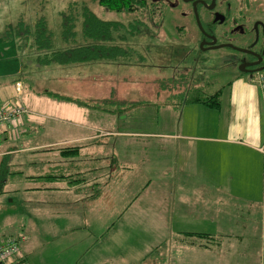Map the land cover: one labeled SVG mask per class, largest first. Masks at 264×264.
<instances>
[{
	"label": "crops",
	"instance_id": "0c3cea01",
	"mask_svg": "<svg viewBox=\"0 0 264 264\" xmlns=\"http://www.w3.org/2000/svg\"><path fill=\"white\" fill-rule=\"evenodd\" d=\"M21 97L30 109L23 143L0 150L18 155L2 185L20 194L4 210L5 237H23L6 264H264V91L255 79H232L217 108L183 103L181 132L129 137L94 123L58 134L60 122L36 116L45 114L41 97L66 102L27 86ZM8 98L0 89V104ZM194 111L193 122L183 119ZM6 133L0 127V142ZM134 137L147 141L141 154L118 147ZM65 148L79 151L66 157ZM148 148L159 166L137 181ZM208 216L212 229L190 227ZM255 220L259 235L249 232Z\"/></svg>",
	"mask_w": 264,
	"mask_h": 264
},
{
	"label": "rangeland",
	"instance_id": "374dc122",
	"mask_svg": "<svg viewBox=\"0 0 264 264\" xmlns=\"http://www.w3.org/2000/svg\"><path fill=\"white\" fill-rule=\"evenodd\" d=\"M85 5H89L103 20H114L125 24L133 21L135 30L141 29V24L136 23V19L140 18L136 13L108 12L102 5H98L97 0H0V84H3L0 89L4 90L9 97L0 105L18 101L24 104L27 109L15 126L21 124L22 128L25 127L23 123L30 114L29 107L21 97L23 89L27 86L36 92L53 90L62 96L78 98L89 104L86 107L87 113H85L89 118H83L82 114L77 116L73 112L71 113L72 110H79L76 108H82L81 106L53 102L41 97V105L42 108H45L43 109L45 114L36 116V119L42 123L60 122L57 127L58 134L75 133L78 129L73 127V123H94L96 126L117 130L119 134L127 137L150 131L161 132L168 128L181 132V108L178 110V107L172 106L175 104L172 100V96H175L173 94L184 90L188 83L197 85L205 94H213L220 89L227 90L228 83L238 77L234 72V62L224 52L220 50V52H197V50L191 49L193 46L196 48L194 45L196 27L192 21L181 18L177 7V9L169 11V17L165 19L162 27L148 29L147 34L142 31L141 34L133 36L130 31L125 32L122 29L114 33L115 43L122 48L138 46L137 50L143 51L148 47V56L146 55L148 60H145L144 64H135L138 59L136 61V53L133 52L131 57L120 56L115 62L102 60L86 65L83 63L79 65L69 63L65 66L52 64L39 68L37 64H34L37 62L33 60V53L41 57L49 51L46 48L34 49L32 47L34 44L31 37L36 32V22L40 19L45 20L46 27L51 31L56 46L73 48L81 43L92 45L90 38L85 40L82 33L83 17L81 15ZM64 22L72 25L67 38L65 37L66 33L63 35ZM181 24L186 26L187 33L179 32L177 26ZM143 27L146 28L145 25ZM16 31L17 35H15ZM12 34H14V39L11 44ZM27 37L29 38L26 40ZM88 52L91 51L88 50ZM152 56H159V58L152 59ZM163 56H166L169 61L167 66L163 61ZM172 75L181 77V81L174 83L169 80V78L174 79ZM23 80H27V82H23ZM17 83L20 85V90H17ZM199 116L200 112L194 111L191 114L186 113L182 118L185 121L193 122L194 118ZM11 127V125L5 126L7 133L4 140L0 142V150L17 147L23 143L24 135L19 140L10 131ZM109 133L99 131L98 135ZM58 134L55 133L53 137H58ZM144 142L147 141L140 137L122 138L118 147L123 152L131 150L139 155L147 146ZM108 143V145H114L113 141ZM144 153L142 156L145 161L141 162L133 173L137 181L148 178L149 176L146 177V175H151L153 178V174L159 166L155 158L151 157L149 148ZM30 154L32 153H26V157L31 158ZM17 156L16 153H11L5 158V163L1 166L3 175L6 176L10 169L17 170ZM152 182V186H155V180ZM19 195L15 192L3 191L2 188L0 190V238L7 236L4 210L10 208L12 198L13 203L16 204ZM156 197L160 200L163 195L157 194ZM200 219L208 221H200L199 225H190V227L195 229L213 228L214 225L209 223L211 217ZM175 227L181 229V226ZM249 232L258 235L262 233L258 220L253 222ZM251 243L255 244L256 240Z\"/></svg>",
	"mask_w": 264,
	"mask_h": 264
},
{
	"label": "flooded vegetation",
	"instance_id": "af4514ba",
	"mask_svg": "<svg viewBox=\"0 0 264 264\" xmlns=\"http://www.w3.org/2000/svg\"><path fill=\"white\" fill-rule=\"evenodd\" d=\"M131 1L133 11L130 14L136 13L140 17L136 19V23L141 24V29L132 33L133 36L141 34L142 31L147 34L148 29L162 27L165 19L169 17V11L179 8L178 14L181 18L192 21L196 27V41L193 42L196 48L193 46L192 50L224 52L234 62L233 70L238 76L256 79L264 71V0ZM85 7L94 12L89 5ZM177 28L181 34L188 32L183 24ZM137 48L138 46L132 47L136 53V61L138 59L135 64H144V61L148 60V47L143 51ZM163 57L160 59H163L167 66L169 61L166 56ZM154 58L159 56L152 59ZM172 76L175 79L176 76Z\"/></svg>",
	"mask_w": 264,
	"mask_h": 264
},
{
	"label": "trees",
	"instance_id": "16d2710c",
	"mask_svg": "<svg viewBox=\"0 0 264 264\" xmlns=\"http://www.w3.org/2000/svg\"><path fill=\"white\" fill-rule=\"evenodd\" d=\"M99 5H102L108 12L113 13H129L133 11L132 1L131 0H99ZM82 33L83 38L87 40L90 38L92 41V45H87L86 43H81L75 45L73 48H66L63 46H56L55 41L52 38V33L46 27V22L44 19H40L36 22V28L34 32V36H32V47L34 49L46 48L48 49V53H44L41 57L36 56L34 53V61L36 60L37 66L40 68L42 66L48 65H59L65 66V64L73 63L75 65L79 64H89L91 62L98 63L100 61H111L115 62L118 57L122 56L124 58L131 57V54L134 52L132 48H122L118 46L116 42V38L113 36L114 33L119 30H123L125 32L130 31L131 33H135V27L133 26V21L127 22L126 24L119 21L114 20H103L97 16V13L89 11L85 6L82 8ZM72 25L68 23H63V35L66 33V38L69 35V30ZM68 31V32H67ZM17 31L15 35H17ZM14 34L10 37V42L12 44ZM29 36V35H28ZM64 37V38H65ZM29 37L26 38V40ZM121 38V37H120ZM119 39V37H118ZM55 46V47H53ZM90 47V48H89ZM92 48V49H91ZM88 50L91 52L89 53ZM100 59V60H99ZM99 60V61H98ZM179 78V79H178ZM20 79V78H17ZM16 80V79H15ZM169 80L174 83L177 81H181V77H176L175 79L169 78ZM43 95L66 103H72L81 107H88L89 104L78 99L71 98L70 96H62L61 94L54 92L52 90H45L42 92ZM172 100H174L175 104L172 105L174 107L180 108L183 103L186 104H203L208 107L217 108L219 107V90L213 94H205L197 85H190V83L186 84L184 90L178 92V94H173ZM12 102V101H11ZM78 148H65L60 151L63 156H74L78 153ZM4 156L0 162V187L2 188L3 181L5 175L1 173V166L5 162ZM0 188V190H1ZM13 237V236H11ZM20 237V236H17ZM20 249V247H19Z\"/></svg>",
	"mask_w": 264,
	"mask_h": 264
},
{
	"label": "built area",
	"instance_id": "2783aa9c",
	"mask_svg": "<svg viewBox=\"0 0 264 264\" xmlns=\"http://www.w3.org/2000/svg\"><path fill=\"white\" fill-rule=\"evenodd\" d=\"M262 90H264V71L255 79ZM17 83V90H20ZM27 112L26 107L21 102L15 101L8 105H0V127L11 125V132L17 136L22 130L20 126H15L19 118ZM23 237H4L0 239V264H6L19 252V247Z\"/></svg>",
	"mask_w": 264,
	"mask_h": 264
}]
</instances>
